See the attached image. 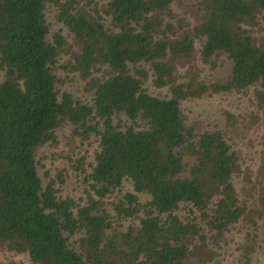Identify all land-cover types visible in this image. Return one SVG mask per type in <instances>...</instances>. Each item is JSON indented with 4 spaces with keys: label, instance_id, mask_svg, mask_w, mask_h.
Here are the masks:
<instances>
[{
    "label": "trees",
    "instance_id": "16d2710c",
    "mask_svg": "<svg viewBox=\"0 0 264 264\" xmlns=\"http://www.w3.org/2000/svg\"><path fill=\"white\" fill-rule=\"evenodd\" d=\"M90 1L0 0V246L33 264H210L209 237L248 212L223 133L188 127L180 103L253 88L264 107V0H197V23L180 33L164 23L180 0H104L89 11ZM46 2L58 6L72 38L66 65L62 32L48 39ZM196 42L202 58L231 61L227 82L192 72ZM59 66L87 80L91 103L56 90ZM148 80L168 94L149 93ZM64 123L81 142L98 137L82 202L61 196L53 180L43 185L38 173L37 148L55 144ZM181 204L197 217L181 219Z\"/></svg>",
    "mask_w": 264,
    "mask_h": 264
},
{
    "label": "rangeland",
    "instance_id": "374dc122",
    "mask_svg": "<svg viewBox=\"0 0 264 264\" xmlns=\"http://www.w3.org/2000/svg\"><path fill=\"white\" fill-rule=\"evenodd\" d=\"M102 4L104 0H91L85 8L89 11L99 10ZM44 13L49 26L48 39L52 33L61 31L67 40L68 47L59 58V64L66 65L73 50L71 35L58 20V6L46 2ZM201 13L199 1L180 0L172 3V16L164 15V23H172L175 28L180 26L177 31L180 33L191 30ZM103 20L109 25L108 18L103 17ZM200 47L201 44L196 42L192 72H196L199 80L206 83L227 82L230 78L231 61L223 55L204 59L200 56ZM185 69H179L182 81L185 80ZM55 74V88L59 93L68 92L82 102L91 103L92 93L86 89L87 80L61 66ZM145 88L155 96L164 97L168 94L167 88H156L151 80L145 82ZM180 107L186 125L197 133L217 130L223 133L236 155L237 168L233 182L239 200L245 204L248 212L231 230L213 240L209 237L208 247L212 252L210 264H264V203L261 201L264 198V107L257 104L253 88L205 93L198 98L182 100ZM117 121L116 118L115 122ZM55 133V144L46 143L36 150L37 168L42 184L53 180L61 196L69 195L82 202L81 199L85 196L83 177L94 163L98 137L92 135L87 141L81 142L72 134V126L67 123L60 125ZM79 159L81 163H78ZM123 186V190L130 188L128 183ZM141 198L147 199L146 196ZM112 199L106 200V207L115 216ZM175 212L183 220L197 217L198 214V211L186 204H181ZM116 219L115 217L114 226L117 225ZM120 222V230H125L130 224L128 219ZM78 237L79 235L71 237L69 244L75 246ZM0 264L33 263L27 253L10 251L0 246Z\"/></svg>",
    "mask_w": 264,
    "mask_h": 264
}]
</instances>
